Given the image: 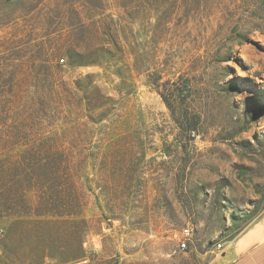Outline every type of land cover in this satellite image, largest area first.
Listing matches in <instances>:
<instances>
[{
  "label": "rangeland",
  "instance_id": "obj_1",
  "mask_svg": "<svg viewBox=\"0 0 264 264\" xmlns=\"http://www.w3.org/2000/svg\"><path fill=\"white\" fill-rule=\"evenodd\" d=\"M263 214L264 0H0V264H202Z\"/></svg>",
  "mask_w": 264,
  "mask_h": 264
},
{
  "label": "crops",
  "instance_id": "obj_2",
  "mask_svg": "<svg viewBox=\"0 0 264 264\" xmlns=\"http://www.w3.org/2000/svg\"><path fill=\"white\" fill-rule=\"evenodd\" d=\"M221 244H224L222 249L213 247L200 254L204 259L202 264H264V214L240 234ZM189 254V250L179 249L178 246L166 250L168 258H188Z\"/></svg>",
  "mask_w": 264,
  "mask_h": 264
},
{
  "label": "trees",
  "instance_id": "obj_3",
  "mask_svg": "<svg viewBox=\"0 0 264 264\" xmlns=\"http://www.w3.org/2000/svg\"><path fill=\"white\" fill-rule=\"evenodd\" d=\"M67 53H70V55H69V59H70V61L71 62H78L77 61V59H75V55L72 53V52H67ZM162 80V76L161 75H155L154 77H153V79H151V83L156 87V89H157V91L159 92V94L162 96V98H163V100L165 101V103L169 106V107H171L172 105H171V99L173 98V96L176 94V92L179 90L178 88H170V86H168V85H171L170 83H172L171 82V80H166V81H161ZM61 157H65V155L64 154H62L61 153ZM68 213H70V212H66L65 213V211H57V212H55V211H52V210H50L49 212H48V214L49 215H58V216H63V215H65V214H68ZM79 248H81V247H79ZM78 255H72L71 257H70V259L69 260H67V261H70V260H73V259H77L78 257H77ZM63 262H66V261H63Z\"/></svg>",
  "mask_w": 264,
  "mask_h": 264
},
{
  "label": "built area",
  "instance_id": "obj_4",
  "mask_svg": "<svg viewBox=\"0 0 264 264\" xmlns=\"http://www.w3.org/2000/svg\"><path fill=\"white\" fill-rule=\"evenodd\" d=\"M182 233H183V236L179 240V248L182 250H185L187 248L188 242L192 236V230L190 227H185L183 229ZM223 246H224V244H220V245H217L216 248L222 249ZM88 262H89V259L87 257H81V258L73 259V260L66 261V262H59L57 264H88Z\"/></svg>",
  "mask_w": 264,
  "mask_h": 264
},
{
  "label": "bare ground",
  "instance_id": "obj_5",
  "mask_svg": "<svg viewBox=\"0 0 264 264\" xmlns=\"http://www.w3.org/2000/svg\"><path fill=\"white\" fill-rule=\"evenodd\" d=\"M220 245V244H219Z\"/></svg>",
  "mask_w": 264,
  "mask_h": 264
}]
</instances>
